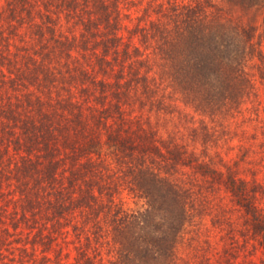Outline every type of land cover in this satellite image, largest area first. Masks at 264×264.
<instances>
[{"label": "trees", "instance_id": "trees-1", "mask_svg": "<svg viewBox=\"0 0 264 264\" xmlns=\"http://www.w3.org/2000/svg\"><path fill=\"white\" fill-rule=\"evenodd\" d=\"M263 41L264 0H0V264H65L68 226L70 264H183L218 190L224 254L264 264V183L218 150L264 133ZM177 95L198 122L161 132Z\"/></svg>", "mask_w": 264, "mask_h": 264}, {"label": "rangeland", "instance_id": "rangeland-1", "mask_svg": "<svg viewBox=\"0 0 264 264\" xmlns=\"http://www.w3.org/2000/svg\"><path fill=\"white\" fill-rule=\"evenodd\" d=\"M262 48L264 50V41L262 43ZM256 85H258L257 89L260 92V98L264 102V85L261 83H257ZM176 98V104L179 111L175 112L174 116L172 115L173 117H176L175 122L171 120L172 118L166 119V121L160 125L161 132L173 129L179 133L184 125L198 122L197 119L200 117L198 111H195L193 107L182 101L180 96L177 95ZM260 107H264V103ZM261 117H264V112H261ZM255 121L256 120L254 119L253 122ZM257 124L258 126L253 125L252 122L245 124V127L248 128L247 130H249V132H252L253 129L255 130V138L246 139V137L243 136V139H239L238 136H233V138L228 141L224 140V143H221L223 146L218 147V150L226 159H229L230 157L236 158L235 155L237 152L246 150L245 158L240 160L238 174L246 176L247 178L253 176L256 180H260V182L264 183V152L261 153V155L259 154L260 149L261 151H264V146L258 148L264 140V133L260 123ZM247 136H249V134ZM240 141L244 142V144L240 147L234 146L231 148L232 145H235L238 142L242 143ZM229 147L231 149H229ZM255 149L257 150L256 152ZM210 198L211 208L209 206L207 212L204 214V217L200 221V226L198 227L196 225L198 227L197 234L193 238H185L178 246V254L184 259L183 264H261V257L263 255L262 249L258 245L253 246L250 242H248L245 249L238 248L234 256L230 253L227 255L224 254L223 247L225 244L227 245V241L223 240L221 237L224 229L220 228L218 225H213L211 223V217L217 212L218 216L236 221L238 212L230 209L231 202L222 190L215 191L210 195ZM261 202L264 206V199H262ZM129 203L133 204L131 200H129ZM73 216L74 219H78V221L80 220L79 212ZM104 221L105 220L100 222V225L102 224V226H104L102 235L99 237L98 241L93 240L90 243L89 250H91V254L94 253L96 260L101 258L104 262H107L114 256L116 246L112 241L109 231H107L105 227L106 222L104 223ZM91 223L92 222L86 223L87 226L81 230L82 235L86 231L84 230L85 228H89L90 231H93L94 226H92ZM68 229L69 233L63 232L59 234V237L54 242L55 249H62L65 264H70L71 256L75 252L74 239L76 238L70 226H68ZM53 252L54 251L51 250L50 253L53 254Z\"/></svg>", "mask_w": 264, "mask_h": 264}]
</instances>
